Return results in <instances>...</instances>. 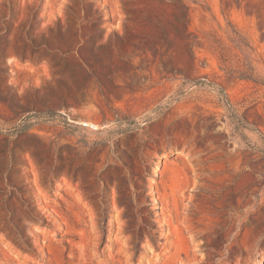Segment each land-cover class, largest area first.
Here are the masks:
<instances>
[{
    "label": "rangeland",
    "instance_id": "obj_1",
    "mask_svg": "<svg viewBox=\"0 0 264 264\" xmlns=\"http://www.w3.org/2000/svg\"><path fill=\"white\" fill-rule=\"evenodd\" d=\"M263 148L264 0H0V264H264Z\"/></svg>",
    "mask_w": 264,
    "mask_h": 264
},
{
    "label": "trees",
    "instance_id": "obj_2",
    "mask_svg": "<svg viewBox=\"0 0 264 264\" xmlns=\"http://www.w3.org/2000/svg\"><path fill=\"white\" fill-rule=\"evenodd\" d=\"M224 98H225L224 100H225L226 110L228 112V117L230 119V122L234 125V128L236 129L243 127L242 120L238 117V115L236 114L234 108H232L228 99L226 97ZM261 152L264 153V148L261 149Z\"/></svg>",
    "mask_w": 264,
    "mask_h": 264
}]
</instances>
